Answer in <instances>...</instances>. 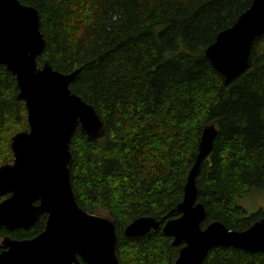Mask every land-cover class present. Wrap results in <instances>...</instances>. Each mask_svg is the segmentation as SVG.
<instances>
[{
    "label": "trees",
    "instance_id": "trees-1",
    "mask_svg": "<svg viewBox=\"0 0 264 264\" xmlns=\"http://www.w3.org/2000/svg\"><path fill=\"white\" fill-rule=\"evenodd\" d=\"M18 1L40 14L46 48L37 65L79 71L70 89L104 124L99 140L77 127L71 182L84 211L116 225L121 264L176 263L183 245L174 246L163 226L181 215L178 206L210 125L218 133L196 178L197 200L206 210L202 228L221 222L245 231L264 219V208L249 214L239 205L264 190V34L232 81L206 58L207 48L255 0ZM19 92L16 76L0 65V167L14 161L12 138L29 131ZM143 217L161 222L159 230L127 237L125 229ZM46 218L27 230L2 228L0 236L33 239ZM203 264H264V253L219 247Z\"/></svg>",
    "mask_w": 264,
    "mask_h": 264
},
{
    "label": "water",
    "instance_id": "water-1",
    "mask_svg": "<svg viewBox=\"0 0 264 264\" xmlns=\"http://www.w3.org/2000/svg\"><path fill=\"white\" fill-rule=\"evenodd\" d=\"M263 34L264 0H255L207 48L206 58L226 83L232 81L246 70L253 42ZM43 38L37 9L18 0H0V65L16 76L29 123V131L12 138L13 163L0 167V197H5L0 203V230H27L47 215L45 230L37 237L3 239L0 264H121L116 225L108 217L84 211L71 182L70 143L77 127L89 140H99L104 124L95 108L70 89L79 71L64 74L48 61L37 65L46 48ZM216 133L215 125L205 128L178 206L181 215L163 226L174 246L183 245L175 264H203L219 247L264 253V219L245 231H232L221 222L202 228L206 210L197 200L196 178L213 150ZM159 226L161 222L152 217L139 218L125 235L143 237Z\"/></svg>",
    "mask_w": 264,
    "mask_h": 264
},
{
    "label": "rangeland",
    "instance_id": "rangeland-1",
    "mask_svg": "<svg viewBox=\"0 0 264 264\" xmlns=\"http://www.w3.org/2000/svg\"><path fill=\"white\" fill-rule=\"evenodd\" d=\"M2 198L5 199V197ZM239 205L246 209L245 211H247L249 214L255 213L258 211V209L264 208V190H255L249 196L244 197V199L239 202ZM102 215H105V213H102ZM1 242L2 238L0 237V244Z\"/></svg>",
    "mask_w": 264,
    "mask_h": 264
},
{
    "label": "flooded vegetation",
    "instance_id": "flooded-vegetation-1",
    "mask_svg": "<svg viewBox=\"0 0 264 264\" xmlns=\"http://www.w3.org/2000/svg\"><path fill=\"white\" fill-rule=\"evenodd\" d=\"M0 232H1V230H0ZM0 237H1V236H0ZM1 238H2V237H1ZM4 238H5V237H4ZM4 238H2V241H3ZM1 243H2V242H1ZM0 249H1V251H2V246H1V244H0ZM1 251H0V252H1Z\"/></svg>",
    "mask_w": 264,
    "mask_h": 264
}]
</instances>
